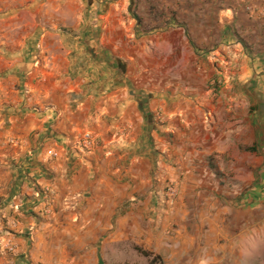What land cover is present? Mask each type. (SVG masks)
Returning a JSON list of instances; mask_svg holds the SVG:
<instances>
[{
  "label": "crops",
  "instance_id": "0c3cea01",
  "mask_svg": "<svg viewBox=\"0 0 264 264\" xmlns=\"http://www.w3.org/2000/svg\"><path fill=\"white\" fill-rule=\"evenodd\" d=\"M173 65L176 77H264V1L0 0V264H126L135 246L214 264L226 254L208 234H245L253 211L261 223L264 164L253 194L242 184L246 150L264 140L256 112L181 91Z\"/></svg>",
  "mask_w": 264,
  "mask_h": 264
},
{
  "label": "rangeland",
  "instance_id": "374dc122",
  "mask_svg": "<svg viewBox=\"0 0 264 264\" xmlns=\"http://www.w3.org/2000/svg\"><path fill=\"white\" fill-rule=\"evenodd\" d=\"M237 36L238 39L240 36L238 34ZM199 37L205 38L206 35L201 34L199 35ZM215 41H223V35L216 33ZM159 56H163V52H160V50H156L154 47L150 51V57H156L158 59ZM151 62H154L153 69L155 71H158V69L160 68L157 65L158 60H151ZM171 62H173V60H171ZM215 68L217 69V71H219V69H223V66H215ZM178 69L179 67H175L174 65L169 66L167 70L169 76L168 79L173 81H182L183 86L181 88V91L187 92L189 90V85L192 86L191 91H210L211 96L213 97L212 102L215 105H219L220 107L224 106L226 102L229 101L228 96L232 95V104L236 106L240 105V107H248L250 109L249 113L256 112L255 120L258 122V125H261V127L259 126L260 128H262V126L264 127V77H176V73L179 72ZM201 69L202 67H200V70ZM187 70H189V68L185 69V74H187ZM168 85V92H174L176 90L175 87H173L175 84L169 82ZM177 91H180V88ZM259 110H263L262 114L259 113ZM163 122L164 121L157 123L162 125ZM248 124L251 125L250 120ZM220 128H223L222 124H220ZM248 134L250 138L252 132L249 131ZM249 143H251V141H249ZM262 148L264 151V140H262L261 138H256L253 144H249V147L246 150L248 154L246 159L248 172L243 178L242 184H244V191H247V194H253V186L255 185L256 181L260 179V174L258 171L260 170L264 162L261 163L259 160H256V157H259L258 154L259 151L262 150ZM241 150L242 152H244L243 148H241ZM231 164L237 166L239 164V161L237 160L235 163ZM230 181H232L234 184L235 182L239 183V176L237 170L232 171L230 175ZM176 198L177 188L176 196L171 202H174ZM229 198L232 200H239V188L235 192H232L229 195ZM262 210V221L260 224L258 223L257 225L255 223L256 216L254 211L250 212L247 232L245 234H242V231L239 227L234 228L232 233L227 234V237H222V235L216 233L208 234L209 240L216 245L217 251L220 250L222 252H225L226 254V256L224 257L216 258L214 264H264V204ZM211 213L212 214L209 215V219L205 221L207 223L206 228L208 227V229H214V212L211 210ZM235 246H241L239 248L241 250V256H238L239 252L237 250L238 254L234 253L233 257H231L228 255V253H232V249H236L234 248ZM141 250L145 251L143 248L135 246L133 250L131 249L127 251V262L129 263L126 264H149L150 259L145 257L141 253ZM164 264L167 263L165 262Z\"/></svg>",
  "mask_w": 264,
  "mask_h": 264
},
{
  "label": "built area",
  "instance_id": "2783aa9c",
  "mask_svg": "<svg viewBox=\"0 0 264 264\" xmlns=\"http://www.w3.org/2000/svg\"><path fill=\"white\" fill-rule=\"evenodd\" d=\"M259 1H262V0H259ZM264 1V0H263ZM243 7H244V10L251 14L253 11H254V5L253 4H250V3H243ZM97 138L96 136L91 133V132H86L84 133L79 141H78V145L80 147V149L82 151H90L92 150L95 145H97ZM176 196V186L173 184V183H170L167 185L166 187V200L167 201H173L174 197ZM7 248L8 249H13V246L11 245V243H7Z\"/></svg>",
  "mask_w": 264,
  "mask_h": 264
},
{
  "label": "trees",
  "instance_id": "16d2710c",
  "mask_svg": "<svg viewBox=\"0 0 264 264\" xmlns=\"http://www.w3.org/2000/svg\"><path fill=\"white\" fill-rule=\"evenodd\" d=\"M141 253L150 259V262L149 264H164L163 262V259L159 256V255H156V254H153L152 252H149V251H143L141 250Z\"/></svg>",
  "mask_w": 264,
  "mask_h": 264
}]
</instances>
